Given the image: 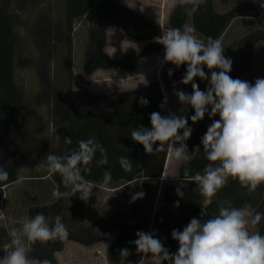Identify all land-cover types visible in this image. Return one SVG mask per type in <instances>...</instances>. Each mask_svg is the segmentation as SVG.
<instances>
[{"label":"rangeland","instance_id":"374dc122","mask_svg":"<svg viewBox=\"0 0 264 264\" xmlns=\"http://www.w3.org/2000/svg\"><path fill=\"white\" fill-rule=\"evenodd\" d=\"M65 1L0 0V15L10 16L14 22V80L16 87L21 91V97L16 98L19 106L16 130L14 134L7 136L5 145L0 147V167L7 170L16 169L18 176L25 178L20 185L10 183L0 186V230L5 229L7 233L11 227H19L23 219L34 217L31 209L52 206L60 200L63 211L61 217L72 235H81V228H87L98 220L107 219L114 213L130 211L135 203L142 204L146 214L152 218L164 205L162 192L165 185L171 184L183 189L190 186V180L179 178L180 167L188 161H174L167 155L162 178L158 182L150 181L151 195H146L138 182L110 184L107 188H98L95 205L86 204L80 214L73 215L70 212L71 197L60 195L69 191L63 182L59 185L58 179L62 180L61 176L58 173L48 174L43 170L36 171V165L43 163L48 154H65L67 126L54 121L53 109L57 99L68 93L69 89L73 92L87 90L94 96H105L141 90L157 82L161 98L164 100L167 96V115L169 112L181 114L178 111L181 105L174 94V89L186 93L192 91L187 85L179 82L174 84L165 82L164 74L169 63L161 67L164 53H151L141 57L131 71L98 70L89 77L85 76L86 51L97 31L96 8L90 9L83 17L74 21L70 75L67 46L62 34ZM178 3V0H127L125 6L154 23L159 29L157 36L159 37L162 35V29H171L170 17ZM262 4L264 0H214L215 10L219 13L237 9L238 17L231 21L220 38L225 47V57L233 61L232 69L239 63L240 41L250 33L264 31ZM186 25L193 26L191 15ZM106 35L104 51L113 60L121 59L129 47L134 48L140 55L146 45L145 42L130 38L117 26L109 27ZM196 35L206 41L197 32ZM153 43L163 47L156 39ZM204 70L210 76L206 67ZM257 78H264L262 41L255 45L253 63L240 79L254 84ZM202 83L207 84V81ZM117 103L112 105L111 112ZM191 111V107L188 106L183 114L188 116ZM110 121L112 124L111 116ZM6 127L5 120L0 118V134ZM139 192L145 195L133 201L132 196ZM231 203L239 208L242 199ZM171 208L177 214L178 208L175 206ZM55 216V212H51L48 217ZM147 232H154L159 239L162 237V232L153 224L148 226ZM117 236L118 232L112 231L108 238L90 246L72 240L66 241L61 250L53 254L55 259L53 264H110L107 252ZM30 248L31 258L42 255L43 261L51 256L46 243L37 242ZM5 254V246L0 247V258ZM142 258L143 264H158L151 254L137 253L136 247L131 249L126 264H139Z\"/></svg>","mask_w":264,"mask_h":264},{"label":"clouds","instance_id":"9594fccd","mask_svg":"<svg viewBox=\"0 0 264 264\" xmlns=\"http://www.w3.org/2000/svg\"><path fill=\"white\" fill-rule=\"evenodd\" d=\"M178 2L181 6L190 5L191 11L196 12L203 0ZM155 39L164 47L161 67L168 63L176 68L186 65V72L179 83L190 84L192 91L186 93L174 89L181 114L169 112L162 116L154 111L150 114L151 127L141 125L134 128L131 139L142 145L146 154L166 151L174 161H190L200 152V147L189 153L186 142L193 132L189 119L196 124L206 114L210 119L219 116L218 120H212L201 137L209 163L203 173L198 171L190 177L203 197L199 203L200 216L205 217L213 198L229 179L237 181L249 193L264 184V78H257L254 84L232 78L229 73L233 61L225 57L221 39L209 36L203 41L196 35L194 26L162 29V35ZM172 75L173 71L169 69L168 76ZM195 78L207 81L206 90L200 89ZM139 103L147 106L149 101L141 97ZM166 104L167 96L160 105L161 109ZM188 106L194 110L190 117L183 114ZM65 143L71 144V138L66 137ZM154 145L158 146L154 149ZM97 152L100 153L99 159H95ZM94 159L97 166L109 162L107 149L93 136L80 140L78 147L70 153L48 154L43 163L36 165V171L58 173L63 184L69 188L61 196L67 198L79 193L80 199L87 201L93 194V187L107 188L112 180L109 170L104 171L102 180L95 185L85 179L82 173H91ZM119 164L127 172L133 170V161L128 155H122ZM135 167H140L139 162ZM184 176H189L188 169H185ZM8 179L9 173L0 167V182ZM24 179L18 176L14 183L20 185ZM144 195L143 192L136 193L132 200ZM174 206L179 207V203ZM262 219L264 213L256 211L250 204L238 208L225 200L220 203L218 214L208 219L194 217L182 231L172 230L171 237L178 242L174 253H170L154 232L137 231V239L131 243L137 253L151 254L158 264L164 261L169 264H264V235L255 230ZM8 236L10 242L5 245L6 254L0 258V264H51L48 260L31 258L30 246L37 242L44 244L57 239L67 240L69 232L60 215L53 218L37 213L32 218L23 219L19 227H11ZM121 254L129 255V252L124 249ZM139 264H143V258Z\"/></svg>","mask_w":264,"mask_h":264},{"label":"trees","instance_id":"16d2710c","mask_svg":"<svg viewBox=\"0 0 264 264\" xmlns=\"http://www.w3.org/2000/svg\"><path fill=\"white\" fill-rule=\"evenodd\" d=\"M127 0H66L65 1V21L63 25V37L67 46L68 73L72 74V33L73 24L76 19L83 17L90 9L96 8L98 22L97 31L91 38V43L86 51L84 61V74L89 77L98 70L120 69L124 71L133 70L141 57L151 53H164V48L153 43L158 36V27L140 16L132 9L125 6ZM189 15H191L193 26L196 32L204 39L210 36L214 39L221 38L226 28L232 20L238 17L237 9H232L226 13H219L215 10L214 0H205L200 4L196 12L191 11V6H181L179 3L175 7L170 17L171 28H182L186 25ZM117 26L130 38L145 42L146 45L139 55L134 48L129 47L125 50L123 57L113 60L108 57L104 51L109 27ZM264 42V31H256L246 35L239 43L240 59L238 65L232 69L229 75L232 78H241L251 67L254 59V48L258 42ZM169 69H172L173 75L168 76ZM186 72V65L176 68L174 65H168L164 74V80L168 84L178 83ZM201 90H206L207 84L202 83L199 78H195ZM190 89L191 85H187ZM21 97V91L16 87L14 80V22L10 16L0 15V118L4 119L7 127L0 134V147L5 145L7 136L15 133L17 126L18 104L16 98ZM143 97L149 101L147 106H141L140 98ZM21 101V99H20ZM163 99L159 94V84L151 83L141 90H131L120 93H113L105 96H94L87 90L73 92L68 90L64 96L57 99L53 109L55 122H61L67 126V136L72 140L71 144H65V154L70 153L78 147V142L82 139L96 137L97 142L101 143L107 149L108 164L97 166L95 159L100 158V153L91 165V173H82L90 184H97L103 178L105 170L112 174L110 184H132L138 182L144 189L146 195L152 194L150 181H160L163 176L167 153L153 152L146 154L143 146L131 139V131L138 127H151L150 114L159 112L166 116V106L161 109L160 105ZM117 106L111 112V107L115 103ZM194 114L192 110L188 117ZM110 116L113 119L112 124ZM219 119V116L205 118L193 124L189 119V126L193 132L187 141L188 150L191 154L194 148L200 147V152L195 157L182 165L179 170V178L190 180L188 189H183L167 184L162 192L164 205L151 218L145 212V208L140 203H135L128 212L114 213L107 219L94 222L87 228H81V235H72L70 230L67 240H55L46 243L49 250L48 260L53 264L55 259L53 254L61 250L66 241L72 240L85 246L99 243L108 238L112 231H117L116 241L107 252V258L110 264H126L129 255L121 254V251L127 249L129 254L135 245L131 243L137 239V231H148V226L154 227L162 232L161 241L164 246L174 253L178 249V242L173 240L171 233L173 229L183 230L192 218L208 219L212 215L218 214L219 205L222 201H238L250 204L253 209L264 213V184L259 186L255 192L249 193L246 188L240 186L237 181L229 179V182L213 198L212 205L207 209L208 215L200 216V202L203 197L199 194L194 181L190 177L196 172L203 173L205 166L209 163L201 145V137L206 133L212 120ZM158 145H154L157 147ZM126 149L130 151L126 152ZM122 155H128L133 161V170L127 172L119 164V158ZM139 162L140 167L135 164ZM185 169L189 170V176H184ZM9 179L6 182H0V186L14 183L18 177L17 170H7ZM59 185L62 180L58 179ZM109 184V185H110ZM179 189V192H178ZM98 188L93 187V194L87 200L80 199L79 193L71 197L70 212L78 215L86 204L95 205L98 197ZM179 203L177 214L173 212L171 206ZM32 215L43 213L46 217L51 212L56 215L63 213L61 200L52 206H43L30 210ZM257 230L264 235V219L257 225ZM10 242V238L5 229L0 230V247ZM43 256L38 255L41 260ZM160 264H169L164 261Z\"/></svg>","mask_w":264,"mask_h":264},{"label":"crops","instance_id":"0c3cea01","mask_svg":"<svg viewBox=\"0 0 264 264\" xmlns=\"http://www.w3.org/2000/svg\"><path fill=\"white\" fill-rule=\"evenodd\" d=\"M142 16V15H141ZM108 55V54H107ZM109 56V55H108ZM110 57V56H109ZM111 58V57H110Z\"/></svg>","mask_w":264,"mask_h":264}]
</instances>
